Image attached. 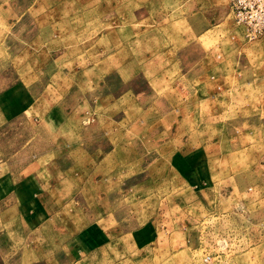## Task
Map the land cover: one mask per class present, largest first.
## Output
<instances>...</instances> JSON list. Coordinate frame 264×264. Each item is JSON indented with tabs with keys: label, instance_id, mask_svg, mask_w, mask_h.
<instances>
[{
	"label": "rangeland",
	"instance_id": "obj_1",
	"mask_svg": "<svg viewBox=\"0 0 264 264\" xmlns=\"http://www.w3.org/2000/svg\"><path fill=\"white\" fill-rule=\"evenodd\" d=\"M17 86L57 101L0 126V161L24 153L65 202L44 204L37 264H78L97 226L112 237L82 264L113 246L120 264H264V36L228 0H0V98ZM196 151L214 155L182 187L171 158Z\"/></svg>",
	"mask_w": 264,
	"mask_h": 264
},
{
	"label": "crops",
	"instance_id": "obj_2",
	"mask_svg": "<svg viewBox=\"0 0 264 264\" xmlns=\"http://www.w3.org/2000/svg\"><path fill=\"white\" fill-rule=\"evenodd\" d=\"M17 87L9 89L0 98V126L20 122L25 117L30 119V123L47 120L57 106L56 97L50 92L37 94ZM213 155L207 151L175 154L171 158L169 173L180 186L193 188L200 181L196 178V172L201 158ZM33 165L31 162L25 163L24 153L15 158L12 166L0 161V264H37L39 228L46 215L44 204L49 207L53 204L65 205L60 197L55 198L51 186L48 187L41 179L39 168ZM84 230L75 237L79 246H73L76 255L80 256L77 263L82 264V258L88 253H94L102 262L101 256L112 235L103 226ZM54 241H51L52 246ZM159 250L161 255V248ZM121 252L119 247H112L114 260L118 261L112 263L120 264ZM151 263L157 264L152 260Z\"/></svg>",
	"mask_w": 264,
	"mask_h": 264
},
{
	"label": "built area",
	"instance_id": "obj_3",
	"mask_svg": "<svg viewBox=\"0 0 264 264\" xmlns=\"http://www.w3.org/2000/svg\"><path fill=\"white\" fill-rule=\"evenodd\" d=\"M234 24L241 28L245 36L254 40L264 36V0H228ZM210 256L203 262L209 264Z\"/></svg>",
	"mask_w": 264,
	"mask_h": 264
}]
</instances>
